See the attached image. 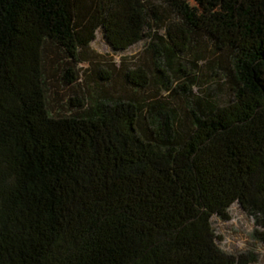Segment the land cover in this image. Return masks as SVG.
<instances>
[{"label":"trees","instance_id":"trees-1","mask_svg":"<svg viewBox=\"0 0 264 264\" xmlns=\"http://www.w3.org/2000/svg\"><path fill=\"white\" fill-rule=\"evenodd\" d=\"M232 1L234 40L184 0H0V264L257 263L214 228L264 243V0Z\"/></svg>","mask_w":264,"mask_h":264},{"label":"rangeland","instance_id":"rangeland-1","mask_svg":"<svg viewBox=\"0 0 264 264\" xmlns=\"http://www.w3.org/2000/svg\"><path fill=\"white\" fill-rule=\"evenodd\" d=\"M184 1L190 5L203 28L214 34L221 35L224 39H235L237 35L234 31H221L215 23L217 16L221 12L235 10L236 6L232 0H221V3L214 7H209L195 0ZM92 46L100 53L110 52L107 46L101 42L100 34L97 41L94 42ZM142 47L143 44L141 43L130 50L127 54L130 56L138 55ZM116 60H119V57H116ZM230 215V221L214 222L216 232L223 238V240L220 241L221 248L225 252L234 256H248L250 252L253 251L258 256V261L255 264H264V243L257 241L253 237V233L255 231V224L253 220L247 217L237 205L232 207Z\"/></svg>","mask_w":264,"mask_h":264}]
</instances>
